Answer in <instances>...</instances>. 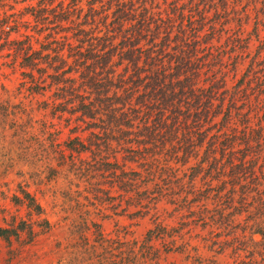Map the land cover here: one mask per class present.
I'll return each instance as SVG.
<instances>
[{
  "label": "trees",
  "instance_id": "1",
  "mask_svg": "<svg viewBox=\"0 0 264 264\" xmlns=\"http://www.w3.org/2000/svg\"><path fill=\"white\" fill-rule=\"evenodd\" d=\"M82 1L71 0L68 5L62 1L53 7L56 0H41L32 9L36 23L33 30L38 35L48 32L44 37L48 42L39 50H34L30 37L10 40L19 25L15 22L16 26H11V17L0 21V50L7 48L10 56L20 60L19 67L28 70L23 76L30 79L33 93L55 88L51 113L67 116L66 126H72L71 133L78 134L64 147L50 134L49 147L57 156V166L67 167L79 178L97 179L98 186H117L125 194L121 200L134 193L136 200L131 197L126 204L134 201L133 206L141 209L148 208L141 205V199L150 198V204L170 198L175 204L171 197L184 192L182 181L186 178L191 186L200 178L207 188H190L188 195L194 198L188 201L184 197L181 209H189L216 192L215 199L225 198L223 209L232 211L226 215L223 210L191 213V224L202 222L205 227L209 223L205 217L210 214L208 220L219 229L230 227V219L250 207L245 204L246 195L260 194L257 186L264 184V78L254 77L245 84L243 77L232 90L225 88L224 77H219L222 72L215 70L222 65L220 55H215L210 45L214 25L206 28L211 20L206 22L203 11H199L201 3L214 0H200L193 8L188 6L195 0L188 4L171 0L170 8L163 12L160 3L154 6L156 0H90L86 13L79 7ZM97 3L104 4L96 9ZM5 111L0 106L3 115ZM252 120L256 121L254 126L250 125ZM117 154H121V160ZM191 160L196 164L189 175L173 181L178 171L167 165L184 166ZM127 164H136L141 172L127 171ZM56 172L51 170L49 177ZM154 181L158 183L151 192L137 190ZM212 181L222 183L211 188ZM226 185L230 189L221 197ZM94 191L106 197H96L98 201L111 200L109 192ZM234 194L239 196L237 202ZM23 195L29 215L41 217L42 207L30 194ZM260 199L254 215L246 219L259 220L250 228L249 239L257 250L238 264H264V226L260 222L264 219V201ZM145 214L137 212L131 217ZM2 215L0 210V220ZM35 226L40 232L34 233L33 225L25 220L0 226V240L31 244L50 230L45 219ZM93 228L94 241L102 244L100 226L93 224ZM238 228L240 225L231 229ZM245 229L241 228L243 232ZM161 230L157 227L150 231L147 242L159 238L157 232ZM81 231L82 227L76 233ZM255 236L261 240L253 242ZM233 242L241 248L247 245L235 238L225 246ZM255 255L259 261L254 260Z\"/></svg>",
  "mask_w": 264,
  "mask_h": 264
},
{
  "label": "rangeland",
  "instance_id": "2",
  "mask_svg": "<svg viewBox=\"0 0 264 264\" xmlns=\"http://www.w3.org/2000/svg\"><path fill=\"white\" fill-rule=\"evenodd\" d=\"M62 1L68 5L71 0H56L53 7ZM89 1L83 0L79 5L84 13ZM199 1L195 0L188 8H193ZM170 2L166 0L163 4V0H156L154 6L160 3L163 12L170 8ZM188 2L183 0L181 4ZM40 3L41 0H0V21L11 17V26H16L15 22L19 24L18 33H12L10 40L30 37L34 50L47 44L44 37L48 32L38 35L33 30L36 23L32 9ZM103 4L97 3L94 7L98 9ZM199 11H203L206 22L211 20L206 28L214 25L215 36L210 45L214 47L213 53L220 55L222 65L215 67V70L222 72L219 77H224L225 88L232 90L243 77L245 84L254 77L263 79L264 0H225L224 3L214 0L207 4L201 3ZM98 29L102 30V27L98 26ZM10 54L7 48L0 50V106L6 109L4 115L0 112V210L3 212L0 226L7 227L25 220L33 225L34 233H38L40 228L35 223L45 219L50 223V230L40 234L31 244L0 240V264H238L250 252L257 250L249 239L250 228L259 220L246 222V219L256 212V201L260 196V200L264 201V184L257 186L260 194L251 192L246 195L245 204L250 207L241 215L233 216L229 221L230 227L219 229L208 220L210 214L205 217L209 222L205 227L202 222L191 224L194 217H189L191 213L204 211L223 210L224 215L231 212L232 209L224 210L225 206L221 205L225 198L220 201L214 198L216 192L189 209H181L184 197L188 201L194 198L188 195L190 188H207L200 178L195 179L191 186L186 178L182 181L180 185L184 192L171 197L175 204L170 203V198L150 204V198L141 199L142 206L148 205L147 209H141L133 206L134 201L130 205L126 204L131 197L136 200L134 193L121 200V195L125 194L119 192L117 186H98L97 179L79 178L74 172H69L67 167L59 168L57 156L49 147L50 134H53L56 144L62 147L78 134H72V126H66L67 116L60 118L59 114L52 115L55 88L41 94L33 93L30 79L23 76L28 70L21 69L20 60ZM255 123L252 120L250 125L254 126ZM262 136L264 138V132ZM117 157L121 160V154H117ZM195 164L196 161L191 160L184 166L173 163L167 166L178 171L175 181L185 174L189 175V169ZM129 168L141 172L136 164H127L126 170L129 171ZM54 169L57 172L50 178L49 172ZM155 183L158 181L137 190L139 193L145 190L151 192ZM221 183L212 181L210 185L215 188ZM94 189L109 192L107 197L111 200L104 203L98 201L96 197H106L102 193L96 194ZM229 189L230 186L226 185L220 196L225 197ZM23 192L30 194L42 207L44 214L41 217L29 215L30 209L24 202ZM232 197L234 202L239 199L238 194ZM117 206L120 207L115 208ZM126 206L128 209L121 215ZM233 206L238 205L234 203ZM137 212L146 214L131 217ZM260 222L264 226V219H260ZM185 223L189 225L182 227ZM93 224L100 226L102 244L94 241ZM237 225L240 228L231 229ZM80 227L82 231L76 233ZM157 227L162 229L157 232L159 238L147 242L148 233ZM242 227L246 228L244 232ZM235 238L247 245L241 248L238 242H233L232 246H225ZM24 239L25 236L21 242ZM260 240L259 236H255L253 242ZM236 248H241V251H236ZM254 260L259 261L260 258L255 255Z\"/></svg>",
  "mask_w": 264,
  "mask_h": 264
}]
</instances>
